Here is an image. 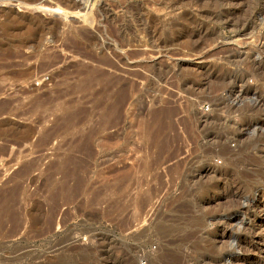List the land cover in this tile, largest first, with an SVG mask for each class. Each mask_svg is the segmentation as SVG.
I'll return each mask as SVG.
<instances>
[{"label": "rangeland", "instance_id": "rangeland-1", "mask_svg": "<svg viewBox=\"0 0 264 264\" xmlns=\"http://www.w3.org/2000/svg\"><path fill=\"white\" fill-rule=\"evenodd\" d=\"M263 195L264 0H0V264H260Z\"/></svg>", "mask_w": 264, "mask_h": 264}, {"label": "bare ground", "instance_id": "bare-ground-1", "mask_svg": "<svg viewBox=\"0 0 264 264\" xmlns=\"http://www.w3.org/2000/svg\"><path fill=\"white\" fill-rule=\"evenodd\" d=\"M112 107V106H111ZM113 110V107L112 108H110V112H112V110ZM110 112H109V114H110ZM111 115V114H110ZM203 120H201L200 122H202ZM226 144V143H225ZM219 151H217V153H219L220 155H222L224 158H227L228 157V155H230L231 154V152L229 151V149L228 148H225V147H222V146H220L219 147ZM226 164V163H225ZM224 164V165H225ZM227 166V165H226ZM225 166H223V165H221V166H219L217 163H215V162H209V163H207L206 164V166H205V168H203V170H202V172H200L199 173V176H198V178L199 179H201V178H206V180L208 179L209 180V178H216L217 177V175H221L224 171H225V168H224ZM263 173V172H262ZM220 177V176H219ZM198 179V180H199ZM223 179H224V177H223ZM203 180V179H202ZM205 180V179H204ZM214 180H216V179H214ZM217 181V180H216ZM218 181H219V179H218ZM223 181V180H222ZM200 182V181H199ZM214 182V181H213ZM212 182V183H213ZM205 183H206V181H205ZM211 183V182H210ZM209 183V184H210ZM215 185V184H214ZM228 188V187H227ZM229 189V188H228ZM216 190V189H215ZM222 190V189H221ZM238 191V190H237ZM218 192V191H217ZM245 192V191H244ZM215 196L211 199V200H208V203L210 204V203H215L216 201L217 202H219L221 199H223V197H224V195L223 194H214ZM257 195V194H256ZM233 196V195H232ZM243 196V195H242ZM264 196V195H263ZM228 197V196H227ZM240 197V196H239ZM255 197V196H254ZM254 197H252L251 198V200L252 201H256V198H254ZM234 198V197H233ZM263 199V198H262ZM237 200V199H236ZM236 200H234V201H236ZM233 201V202H234ZM240 201V200H239ZM238 200H237V202H239ZM249 201H250V199H249ZM262 201V200H261ZM216 202V203H217ZM248 201H246V202H240V206H242V208H244L245 209V206H246V208H247V205H249L248 203H247ZM259 202V201H258ZM237 205V204H236ZM252 205V204H251ZM256 205H257V207L258 206H260L261 208H262V210L264 211V202L262 203V204H257L256 203ZM238 206V205H237ZM239 206V207H240ZM251 208V207H250ZM239 209V208H238ZM248 209V208H247ZM261 210V211H262ZM248 211V210H247ZM245 212V211H244ZM232 216V215H231ZM231 218L232 217H230V218H228V220H231ZM222 219V218H221ZM224 219V218H223ZM226 219V218H225ZM233 219H235V217H233ZM220 220V219H219ZM224 221V220H223ZM222 221V222H223ZM227 221V220H226ZM220 222V221H219ZM232 222V221H231ZM236 222V221H235ZM226 223V222H225ZM228 223V222H227ZM218 225V224H217ZM227 226H228V224H227ZM229 227V226H228ZM224 228V227H223ZM225 234H226V231H222L221 232V235H220V239H218L217 241L218 242H220V241H222V239L225 237ZM255 235V234H254ZM258 234H256V236H257ZM259 236H261V237H263L262 239L263 240H260V238H257V237H255V236H252V239L251 240H249V242H247V244L249 245V247H248V249H259L260 250V247H259V242H263L264 241V233H259ZM232 251H231V253L230 254H226V255H228V258L227 257H225V254L221 257L222 258V260H224L223 262V264H232V262L231 261H234V260H238L239 258H241L242 259V256H241V252L240 251H243L242 250V246H241V243H236L235 245H233L232 246V249H231ZM247 251V250H246ZM245 251V252H246ZM251 252H253V251H251ZM242 253H244V251L242 252ZM245 254V253H244ZM263 260H262V262L260 263V264H264V257L262 258ZM260 260H261V258H260ZM259 262V261H258ZM234 264V263H233ZM237 264V263H236Z\"/></svg>", "mask_w": 264, "mask_h": 264}, {"label": "crops", "instance_id": "crops-1", "mask_svg": "<svg viewBox=\"0 0 264 264\" xmlns=\"http://www.w3.org/2000/svg\"><path fill=\"white\" fill-rule=\"evenodd\" d=\"M175 2V1H174Z\"/></svg>", "mask_w": 264, "mask_h": 264}]
</instances>
